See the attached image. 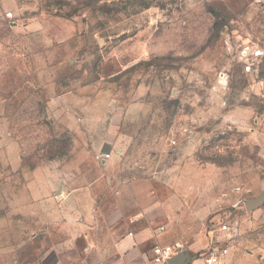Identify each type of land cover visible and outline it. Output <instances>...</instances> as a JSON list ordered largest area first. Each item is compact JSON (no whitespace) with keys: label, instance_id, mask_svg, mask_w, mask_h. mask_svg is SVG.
Returning a JSON list of instances; mask_svg holds the SVG:
<instances>
[{"label":"rangeland","instance_id":"374dc122","mask_svg":"<svg viewBox=\"0 0 264 264\" xmlns=\"http://www.w3.org/2000/svg\"><path fill=\"white\" fill-rule=\"evenodd\" d=\"M116 146L163 245L264 264V0H0V264L41 251L43 211Z\"/></svg>","mask_w":264,"mask_h":264},{"label":"crops","instance_id":"0c3cea01","mask_svg":"<svg viewBox=\"0 0 264 264\" xmlns=\"http://www.w3.org/2000/svg\"><path fill=\"white\" fill-rule=\"evenodd\" d=\"M114 148L110 159L96 158L103 166L96 179L86 181L83 163L73 169L79 185L61 187L53 203L57 211H43L46 245L25 264H144L155 246L177 237L162 236L161 206L148 193L145 178L117 167L123 149ZM184 264H192L188 255Z\"/></svg>","mask_w":264,"mask_h":264},{"label":"built area","instance_id":"2783aa9c","mask_svg":"<svg viewBox=\"0 0 264 264\" xmlns=\"http://www.w3.org/2000/svg\"><path fill=\"white\" fill-rule=\"evenodd\" d=\"M111 154H106L105 159H110ZM164 230V228L162 229ZM133 236L132 233H130ZM181 249V244H171V245H157L153 249V255L144 261V264H169L171 258L177 256L179 250ZM228 251L224 248L213 247L211 248L203 257V264H227L226 257ZM179 255V254H178Z\"/></svg>","mask_w":264,"mask_h":264},{"label":"water","instance_id":"95a60500","mask_svg":"<svg viewBox=\"0 0 264 264\" xmlns=\"http://www.w3.org/2000/svg\"><path fill=\"white\" fill-rule=\"evenodd\" d=\"M264 204V194H262L259 198L250 200L246 202V209L248 211H254L259 209ZM186 254H179L171 260H169V264H184Z\"/></svg>","mask_w":264,"mask_h":264}]
</instances>
